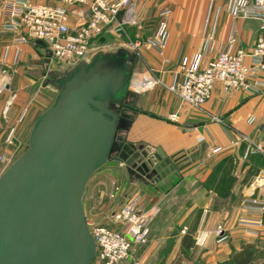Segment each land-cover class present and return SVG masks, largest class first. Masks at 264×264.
<instances>
[{
  "label": "crops",
  "instance_id": "0c3cea01",
  "mask_svg": "<svg viewBox=\"0 0 264 264\" xmlns=\"http://www.w3.org/2000/svg\"><path fill=\"white\" fill-rule=\"evenodd\" d=\"M130 1L139 14V23L126 27L125 33L132 42L141 46L130 80L129 94L130 105L140 112H129L131 125L123 136L130 143L143 142L155 149L160 148L165 157L186 156L187 159L155 185L129 182L124 165L112 162L114 166L99 172L90 186L89 201L102 188L108 197L113 185H117L121 194L114 199L109 198L112 204L117 205L116 210L124 197L138 194V207L147 211L162 200H165V204L170 203L175 192L189 190L190 194L180 207L182 212L178 218L183 225L177 237L179 244L191 251V258L183 259L178 264H232V255L247 244L253 245L256 250L249 264H264V213L262 226L253 228L256 235L248 233L247 228L239 223L241 217L245 216L242 210L244 200L257 198L264 201V156L247 154V144L240 141L245 136L253 144L264 147V86L261 85L254 94L236 91L225 94L216 86L200 111L181 104L163 86L142 93L130 89L131 83L147 70L153 71L164 85H168L174 79H181L179 65L182 62L194 64L200 70L222 51L242 49L250 52L260 35L259 22L233 21L226 12L227 0ZM45 3L59 5L55 0H46ZM164 9L169 10L170 14L167 18L166 46L160 56L145 45V40L156 29L158 14ZM68 14L71 32L82 25L87 17V11L82 7L70 8ZM4 33L11 35V39L3 47L0 62L11 69L10 66L16 65L12 71L18 73V64L23 61L22 52L31 54L37 49L30 44L12 45L13 34L4 32L0 26V34ZM16 49L22 51L19 58L15 55ZM36 62L29 61L32 65H37ZM23 87L20 83L17 90ZM43 107L42 97L21 93L15 96L9 107V120L15 122L27 109L34 115ZM173 115L175 120H171ZM215 148L221 150L213 153ZM219 164L223 167L217 169ZM259 176L263 180L256 183L255 179ZM86 222L90 225L89 221ZM218 226L224 230L221 239L214 234ZM116 228L122 229L118 224ZM183 228L186 229L185 233H182ZM154 231L152 226L148 240L153 239ZM141 247H135L130 259L121 264H159L154 246L145 251ZM171 257L170 254L166 256L165 264H173Z\"/></svg>",
  "mask_w": 264,
  "mask_h": 264
},
{
  "label": "water",
  "instance_id": "95a60500",
  "mask_svg": "<svg viewBox=\"0 0 264 264\" xmlns=\"http://www.w3.org/2000/svg\"><path fill=\"white\" fill-rule=\"evenodd\" d=\"M137 59L125 48L98 51L51 82L53 102L0 176V264H92L96 245L82 203L92 175L116 162L129 182L155 185L187 159L124 138L129 112H140L127 103Z\"/></svg>",
  "mask_w": 264,
  "mask_h": 264
},
{
  "label": "built area",
  "instance_id": "2783aa9c",
  "mask_svg": "<svg viewBox=\"0 0 264 264\" xmlns=\"http://www.w3.org/2000/svg\"><path fill=\"white\" fill-rule=\"evenodd\" d=\"M42 1L4 0L0 8V26L4 32L13 34L14 46L31 45L36 40H41L45 45L44 52L47 50L51 54L52 64L61 72L90 60L98 52L96 41L105 34L120 36L125 34L126 27H134L139 23V14L130 0H55L59 5ZM73 7L85 8L87 17L82 25L71 32L68 28V10ZM226 12L233 21L259 22L260 35L250 52L242 49L222 51L200 70L194 64L182 62L179 65L181 79H174L168 85H164L153 71L147 70L136 82L131 83V91L142 93L163 86L181 104L199 111L203 110L216 86L225 94L233 91L249 94L257 92L261 85L264 86L261 81H264V0H227ZM169 14L167 9L159 12L156 29L145 40V45L160 56L166 46ZM127 44L128 46L123 44L121 48L138 56L141 45L135 42ZM17 51L19 50L16 49L15 55L19 54ZM262 95L264 96V91ZM175 119L173 115L171 120ZM240 141L247 144L246 152L264 156L263 146L253 144L245 136ZM8 143L11 144V140ZM220 150L215 148L213 153ZM262 180L263 177L259 176L255 182L260 183ZM119 194L120 188L113 185L108 197L114 199ZM139 199L138 194L124 197L119 209L112 213L111 220L122 227L120 230L87 223L96 245L92 264H121L130 259L135 247L147 244L152 218L138 207ZM242 210L245 216L241 217L239 223L247 228L248 233L256 235L253 228L262 226L264 201L247 198L242 204ZM185 231L183 228L182 233ZM214 234L221 239L223 228L218 226Z\"/></svg>",
  "mask_w": 264,
  "mask_h": 264
},
{
  "label": "rangeland",
  "instance_id": "374dc122",
  "mask_svg": "<svg viewBox=\"0 0 264 264\" xmlns=\"http://www.w3.org/2000/svg\"><path fill=\"white\" fill-rule=\"evenodd\" d=\"M3 1L4 0H0V8ZM126 34L127 33L121 34L120 36H115L114 34L104 35L96 41V46L98 47L97 51L113 52L118 48H121L123 44L128 46L127 43L132 41ZM10 36L11 35L5 33L0 34V57L2 56L3 47L11 39ZM34 48L37 50L31 54L25 51H17L20 55L23 53V61L21 64H18V73H14L12 71L13 67L16 65L10 66L12 67L11 69L0 62V176L25 149L33 124L42 114V111L53 102L56 96L55 89L48 79L42 76L41 73L46 72L52 74V78L54 79L53 76L58 75L60 71L55 65L39 67L37 65L30 64V60L37 61L40 57H44V53L39 47ZM19 54L16 55L17 58L20 57ZM20 83H22L25 88L23 87L22 89L20 88L17 90ZM21 93H26L30 97H42L44 107L41 108L38 113H34V115L30 114L27 109L25 112L21 113L19 119L14 122L9 120V107L14 102L15 96L20 95ZM7 103H9V107L6 109ZM33 105L30 106L33 107ZM9 140H11V144L8 143ZM247 154L250 153L247 152ZM3 157L6 159H1ZM113 166V163L109 162L102 167L104 169L101 168L95 172L85 188L82 203L85 219L86 221H89L91 226L96 224L117 229L116 224H114L111 220L110 214L112 211L117 209V205L112 204V201L109 197H107L108 193L104 192L103 188L97 190V192L94 193L92 201H89V188L97 179L98 173L102 172V170L108 169L109 167L112 168ZM216 167L218 169L223 166L219 164ZM217 178L214 179L216 180ZM189 194V190L185 192L182 189L179 192H175L174 198H172L170 203L165 204V200H162L146 209V212L151 215L152 218L149 222V229L154 226L155 231L153 239H149L147 244L140 249L145 251L146 248L148 249L154 246L158 252L156 260L159 264H165L166 256L168 254L172 255L173 258L171 257V261L173 264H178V262L183 259L188 258L190 260L191 258V251L184 249L179 244L177 237V233H179V229L183 225L180 224L178 218L180 212H182L180 207L185 203V198ZM164 233L165 237H163Z\"/></svg>",
  "mask_w": 264,
  "mask_h": 264
},
{
  "label": "trees",
  "instance_id": "16d2710c",
  "mask_svg": "<svg viewBox=\"0 0 264 264\" xmlns=\"http://www.w3.org/2000/svg\"><path fill=\"white\" fill-rule=\"evenodd\" d=\"M32 46H35L33 43H31ZM188 248L190 246H187ZM256 255V250L254 249V246L251 244H247L242 246L241 250L239 252H236L231 257V263L232 264H249L252 258Z\"/></svg>",
  "mask_w": 264,
  "mask_h": 264
},
{
  "label": "flooded vegetation",
  "instance_id": "af4514ba",
  "mask_svg": "<svg viewBox=\"0 0 264 264\" xmlns=\"http://www.w3.org/2000/svg\"><path fill=\"white\" fill-rule=\"evenodd\" d=\"M51 65H53L52 62H51V60H50L49 62H46V61H45V56H44V57H40V59L37 60V66H39V67H41V66H51ZM57 70H58V69H57ZM64 72H65V71H64ZM41 74H42V76H44L46 79H48V81L51 83L53 80H55V79L58 78L60 75H62L63 72L60 71V73H59L58 75L53 76L54 79L52 78V74H49V73H46V72L41 73ZM50 77H51V78H50ZM127 103L130 105V95H129L128 99H127Z\"/></svg>",
  "mask_w": 264,
  "mask_h": 264
}]
</instances>
